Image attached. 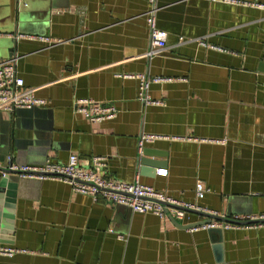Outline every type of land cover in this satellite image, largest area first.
Here are the masks:
<instances>
[{
    "label": "crops",
    "instance_id": "obj_1",
    "mask_svg": "<svg viewBox=\"0 0 264 264\" xmlns=\"http://www.w3.org/2000/svg\"><path fill=\"white\" fill-rule=\"evenodd\" d=\"M260 6L264 0H157L166 49L147 58L149 0H0V61L13 47L26 88L46 102L0 112V167L77 155L87 168L99 157L112 182H138L227 219L264 217ZM139 75L154 103L138 99ZM86 99L113 105L116 118L86 120L76 112ZM144 135L157 139L140 152ZM145 150L157 164L150 174L139 163ZM198 182L210 190L202 200ZM6 200L14 243L1 244L22 252L0 264H264V227L204 229L207 219L193 212L173 218L198 228L179 227L169 214L135 213L63 182L17 175Z\"/></svg>",
    "mask_w": 264,
    "mask_h": 264
},
{
    "label": "built area",
    "instance_id": "obj_2",
    "mask_svg": "<svg viewBox=\"0 0 264 264\" xmlns=\"http://www.w3.org/2000/svg\"><path fill=\"white\" fill-rule=\"evenodd\" d=\"M151 5L148 12V24L150 27L151 46L146 52L147 58L159 55L166 49L167 33L160 30L155 25L157 0H149ZM264 8V6H260ZM2 34L0 33V37ZM133 77V76H128ZM139 79L138 99L145 103H154L147 94L149 80L145 75L136 76ZM155 82L160 80H154ZM45 100L35 96L34 90L26 88L23 78L18 74L17 59L10 57L0 61V112L14 113L17 109H30L35 106H44ZM76 112L86 120L100 123L107 120H114L117 116L116 108L111 104H101L94 100H79L76 102ZM157 139L153 135L142 136L139 142L140 152L145 143L153 142ZM103 159L95 157L91 160L87 168L79 163L77 155H71L66 163L46 162L40 167H17L10 165L7 169L20 172V178L53 180L68 184L72 190L81 195L92 197L94 200L104 199L112 205L130 208L139 214H155L167 216L168 214L177 220L185 217V211L180 208L199 209L190 204H184L156 191L153 187L141 185L138 182H112L104 178L100 171L104 168ZM161 175H166L167 171L160 170ZM2 176L7 177V173L2 172ZM210 192L202 182L196 185V198L202 200ZM166 204H169L167 206ZM200 210V209H199ZM235 221L247 222L254 220H264V217H242L234 218ZM253 226V225H247ZM255 227H264V223L254 224ZM221 227L223 229H239L242 225L232 223H213L201 228L210 229ZM20 249L0 243V256L12 258L21 253Z\"/></svg>",
    "mask_w": 264,
    "mask_h": 264
},
{
    "label": "water",
    "instance_id": "obj_3",
    "mask_svg": "<svg viewBox=\"0 0 264 264\" xmlns=\"http://www.w3.org/2000/svg\"><path fill=\"white\" fill-rule=\"evenodd\" d=\"M9 56H13V47L9 48ZM152 154L149 153V151L145 150L142 157L139 159L140 164L143 166L142 172L146 174H150V168H154L157 164L152 162L151 160ZM0 171L3 173H7V177H5L0 185V243H6V244H13V239L10 238V235L13 233V223H12V206L7 203L6 196H7V188L9 183L10 176L18 175L20 172L11 171L5 167H0ZM169 206V204H166ZM184 210L185 212H193L195 214H198L199 216H202L206 218L207 220L201 222L199 226H205L212 224L214 221H219L223 223H232L236 225H254L259 223H264V220H254V221H247V222H240L235 221L233 219H227L220 217L216 214L207 213L204 211H201L199 209H188V208H180ZM172 219V221L179 227H185V228H198V226L190 225V226H183L180 225L171 215H169Z\"/></svg>",
    "mask_w": 264,
    "mask_h": 264
}]
</instances>
